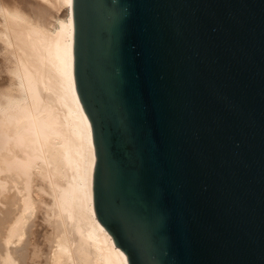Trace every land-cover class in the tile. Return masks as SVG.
<instances>
[{
    "label": "water",
    "instance_id": "obj_1",
    "mask_svg": "<svg viewBox=\"0 0 264 264\" xmlns=\"http://www.w3.org/2000/svg\"><path fill=\"white\" fill-rule=\"evenodd\" d=\"M94 207L127 264H264V0H71Z\"/></svg>",
    "mask_w": 264,
    "mask_h": 264
},
{
    "label": "bare ground",
    "instance_id": "obj_2",
    "mask_svg": "<svg viewBox=\"0 0 264 264\" xmlns=\"http://www.w3.org/2000/svg\"><path fill=\"white\" fill-rule=\"evenodd\" d=\"M71 33V0H0V264H127L95 212Z\"/></svg>",
    "mask_w": 264,
    "mask_h": 264
},
{
    "label": "rangeland",
    "instance_id": "obj_3",
    "mask_svg": "<svg viewBox=\"0 0 264 264\" xmlns=\"http://www.w3.org/2000/svg\"><path fill=\"white\" fill-rule=\"evenodd\" d=\"M0 59H1V57H0ZM5 76H6V73H5L2 65H0V81H4V79H6V78H4Z\"/></svg>",
    "mask_w": 264,
    "mask_h": 264
}]
</instances>
